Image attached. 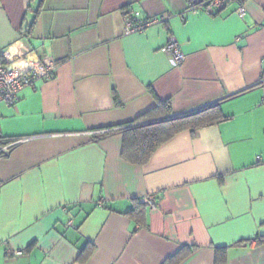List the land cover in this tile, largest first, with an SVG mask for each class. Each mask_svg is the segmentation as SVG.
Instances as JSON below:
<instances>
[{
  "label": "crops",
  "instance_id": "obj_1",
  "mask_svg": "<svg viewBox=\"0 0 264 264\" xmlns=\"http://www.w3.org/2000/svg\"><path fill=\"white\" fill-rule=\"evenodd\" d=\"M243 2L244 17L185 0H0L9 75L58 65L0 103L14 144L0 157V264H164L183 247L179 264H264V0ZM135 13L171 17L127 35ZM170 34L180 65L162 51ZM215 102L227 121L142 164L124 157V130Z\"/></svg>",
  "mask_w": 264,
  "mask_h": 264
},
{
  "label": "built area",
  "instance_id": "obj_2",
  "mask_svg": "<svg viewBox=\"0 0 264 264\" xmlns=\"http://www.w3.org/2000/svg\"><path fill=\"white\" fill-rule=\"evenodd\" d=\"M185 2L187 11L189 12L202 11L214 15L230 4H237V9L235 10L236 14L240 17L246 15V7L243 0H185ZM170 17L171 15L166 14L142 20L140 14L135 13L125 22L124 32L127 35L141 33L151 26L167 24ZM162 51L170 57L174 65H180L186 59V55L182 51L179 41L173 34H170L168 42ZM57 69V63L53 59H47L20 76L12 77L9 75L8 68L4 63V53L0 47V103H5L8 106L15 105L19 100V93L23 89L32 86L39 80H53L56 77ZM13 145L14 144L4 143L0 125V157L11 154ZM146 201L154 208L156 207L154 198H149ZM11 254L12 256H20L23 255L24 252L21 250H14L11 251Z\"/></svg>",
  "mask_w": 264,
  "mask_h": 264
},
{
  "label": "trees",
  "instance_id": "obj_3",
  "mask_svg": "<svg viewBox=\"0 0 264 264\" xmlns=\"http://www.w3.org/2000/svg\"><path fill=\"white\" fill-rule=\"evenodd\" d=\"M165 107L168 114L171 115L170 102H166ZM227 119L222 113L220 102H215L196 110L128 128L124 130L123 155L131 162L142 164L151 157L160 145L178 132L183 130L195 132L201 128L220 124ZM190 252V248L183 247L180 252L169 258L164 264H179ZM225 252V249H218V259ZM220 261L223 260L220 258Z\"/></svg>",
  "mask_w": 264,
  "mask_h": 264
}]
</instances>
